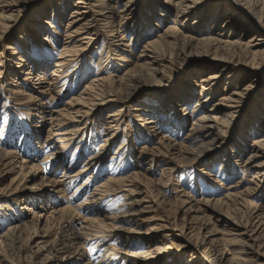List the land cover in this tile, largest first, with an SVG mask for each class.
<instances>
[{"label": "rangeland", "instance_id": "1", "mask_svg": "<svg viewBox=\"0 0 264 264\" xmlns=\"http://www.w3.org/2000/svg\"><path fill=\"white\" fill-rule=\"evenodd\" d=\"M105 1L120 13L125 0ZM174 2L136 0L120 19L101 3H81L78 15L72 13L77 0H0V264H137L125 252L140 250L139 237L154 252L144 257L148 264H191L197 255L198 264L214 263L204 257L212 247L196 246L208 230L198 229L204 214L188 215V204L225 198L257 180L258 160H244L253 139L264 136V62L251 51L263 44L255 27L264 17L228 0L200 1L199 19L196 13L176 17ZM172 28L231 40L225 55L232 61H220L205 44L178 57V48L166 43L174 60L164 77L147 81L139 63L154 55L144 46ZM221 70L200 93L201 76ZM134 75L143 81L135 84ZM111 77L122 95L106 102ZM231 90L241 95L222 104ZM213 104L230 115V126L199 147L203 139L192 129ZM148 118L157 122L150 130ZM162 136L203 153L184 162L166 154ZM121 177L128 178L125 186L112 180ZM244 198L263 207L264 180ZM226 201L222 211L245 222L240 204ZM133 202L139 214L127 217ZM12 226L14 245L5 236ZM225 231L218 236H231ZM222 242L233 260L247 256L232 241Z\"/></svg>", "mask_w": 264, "mask_h": 264}, {"label": "bare ground", "instance_id": "2", "mask_svg": "<svg viewBox=\"0 0 264 264\" xmlns=\"http://www.w3.org/2000/svg\"><path fill=\"white\" fill-rule=\"evenodd\" d=\"M176 1H178L177 3L174 2V4L176 5V8H177L176 9V17H178L179 15H187V17H188L189 14H191V13L192 14L196 13L198 15L196 18H198V19L201 17V12L199 9H200V1H203V0H176ZM228 1L229 2L232 1L233 6L238 7L240 10H245V9H248L246 7H250L249 9L251 11H249V10L246 11L248 14H253L255 11L256 13L257 12L259 13L261 19L264 17V0H228ZM261 1H263V6L258 9V7L261 6L260 5ZM77 2H78V4H76L77 6L74 8L72 13H77L78 15L84 13V11L83 10L81 11V9L79 7V5H81V3H85L84 5H88V6L90 4L96 5L98 3H101V4H106L105 8H108V9L111 8L110 10H108V9L107 10L109 12H111L112 14L119 16L120 19H124L127 15V11L131 10V8L136 4V0H125L124 4H123V8H122V10H120V13H119V11L116 10L114 6H110L111 3L110 4L108 3V6H107V2L105 0H77ZM88 6H84V7H88ZM236 15H239V12H236ZM216 20H217V18L215 19V21ZM176 30H177L176 28H172L170 30L171 32L169 31L170 33H168V35H167L168 37L165 36L163 38V36H160L159 39H155L153 41L147 42V44L144 46L145 49L149 50V52H151L154 55V56H152V55L149 56V53L146 54L147 56L144 58L143 62L139 63L140 68L148 70V72L146 73V76H145V79H147V81L159 80V77H164L165 67H167V63L173 62V60H174V57L169 56L168 55L169 53H167V48L165 46L166 43L170 44V45L172 44L173 46L175 45L178 48L177 49L178 51L176 53V56H178V57L185 56V55L187 56V54L191 53L193 51V48H196L197 45L205 44L208 46L207 51L214 50L216 52L215 57H217V58L220 57L219 58L220 61L229 62L228 59H230V58H228L227 55H225V54L228 52H231L230 50L233 47L232 45H230L231 40L220 39L218 37H215L214 35H211L210 37H195L193 35H190L189 33H185L184 31H178L177 32ZM255 30L257 31V35L255 36V39H257V37L259 35L260 38H258V39L260 41H262L263 44L260 47H257L251 51L255 55H258L260 57L262 56L261 61L263 59V62H264V22L262 23V27L261 26L255 27ZM159 44L162 46V48L161 47L158 48ZM150 47L153 48L152 51H150ZM63 49H64L63 53L70 51L67 48H63ZM142 55H145V54L143 53ZM171 55H173V54H171ZM64 60H65V57L60 56V58L56 60V62H57L56 65L62 67L61 65L65 62ZM230 60L232 61V59H230ZM226 64L222 63V65L224 66V69H228ZM222 72L223 71L221 70L219 72L212 73V74L206 75L204 77L201 76V79L199 81H201L202 91H200V93L205 92L208 89H210L211 87H213L215 84V82H213V80L216 79L217 77H219V75ZM255 76H257V75H255ZM118 79L120 82L121 81L123 82L125 79H127V77L126 78L122 77V78H118ZM133 79H134L133 82H136L135 84L143 81V78L141 76L138 77L137 75H134ZM115 81H116L115 77L109 78V82L111 84V93L108 95V97L106 99H102V100H106V102H110L114 99L121 98L122 93L117 91L116 88L113 89V84ZM103 86L100 89V90H102V92L104 90ZM102 94L103 93H101L100 95L102 96ZM240 95H241V91L231 90L230 92H225V93H223V95L221 97L222 104H225L224 102H231V101L235 102V101H237V99L239 98ZM103 98H105V97H103ZM102 104H103V102H102ZM218 105L219 104H213L212 107L210 108V112L203 114V115H200L198 117V120H197L198 122H195L196 125L192 129V131H193L192 134L195 135L196 137L203 139V142H201L199 144V147L201 146V147L205 148L208 143H213L214 141L218 140V138L220 136L217 135L216 130L221 129V126H223V125L230 126L229 125L230 121L228 119L230 117V115L223 112V111H220ZM117 114H119V113H117ZM156 123H157L156 119H149L148 118V120H146V128H148L150 130L151 128H154ZM70 133L67 132L66 134H70ZM71 134H73V132ZM212 135H215V137L211 138V139H207ZM67 139H70V138H68V137L63 138V136L60 137V140L62 142L67 141ZM160 143H162V145H164V147L166 148V151H165L166 154H168L169 152L171 154L177 153L176 155L178 157H182V159H184L183 160L184 162L195 161L197 158L201 157V154L203 153V149H201V148L199 149V147L189 148V147H186L182 144L177 145V143L166 140L165 136L161 137ZM174 150H176V151L173 152ZM159 152H161V150ZM183 152H185L186 154L185 153L182 154ZM261 158H264V136L253 139V143L251 144L250 148H248V156L244 160L245 164L258 160L257 161L258 163L256 162L257 164L256 163L254 164V166L256 167V171H255V175L253 176L257 180H253L251 182L252 186H249V187L242 189L240 191H230L225 195V198L214 197V196L203 197L200 199H195V201H191L188 204L189 205V207L187 209L188 215L192 212H195V211L204 214L203 217H205L204 218L205 222L198 229H200V232H203V229H208V230L206 231V234H204V236H202L201 241H199V239H198L196 246L197 247H206V249L208 246L212 247L211 248L212 252H210L209 254L206 253L204 255V257L209 262H211V263L214 262L212 264H258V262H257L258 260L264 261V238H263V235H264V206L262 207L261 205L255 203L251 199H245L244 198L245 196H248L249 194L254 193V190L256 189V186L259 185V182H262L264 180V159H262L263 161L260 162ZM136 175H137V173H136ZM137 176H140V175H137ZM126 179H128V178H124V177L112 178V180L116 181L117 184H119L121 186H125V183L128 181ZM125 189L127 190V188H125ZM128 191L131 194V193L135 192L136 190L131 188V189H128ZM228 199L233 200V202L236 201L237 204H240V208H242L241 210H244L245 213L248 214L247 220L245 222L236 220L235 218H233L229 214H226L222 211L223 209H221L220 206L221 207L224 206L227 202L226 200H228ZM182 201L184 203H186L185 200H182ZM136 204H137V202H133L132 210L127 215V217H130V216L132 217V216L139 214L137 208H135V206H134ZM68 205H67V207H68ZM69 206L72 207L71 205H69ZM208 212H210V214H208ZM193 216H195V213ZM199 217L200 216L196 215L195 218L198 219ZM197 222H199V221H197ZM195 224H197V223H195ZM200 224H201V222H200ZM200 224H199V226H200ZM222 225H223V227H220ZM221 228H224V231L226 230L225 231L226 234H229L231 236H228L226 238L225 237H219L218 234L224 233V231H222ZM16 231H18L17 227L12 226L5 233L6 238H7V236L9 237V239L11 238L9 241V244H11V245L12 244L14 245V240H13L14 238H12V237ZM79 234H81V233H79ZM138 239L141 240L142 242H144L142 244L143 246L140 247V250H138V252L126 251L125 254L127 256H130V257L138 258L137 264H148L147 262H144L147 260V258H144V257L152 255L154 252L150 251L151 250L150 244L148 242H146V244H145V241H143L144 238L139 237ZM223 240L224 241H232L233 243H235L236 245L239 246L241 253H244L247 256L246 257H244V256L239 257L240 255H238L236 257V260H233L232 257H234V256L229 251L228 248L227 249L225 248V246L222 242ZM76 242H78V241H76ZM138 245H140V242L138 243ZM10 249H12V248H10ZM157 249L161 250L162 248H161V246H158ZM14 251H15V249H14ZM198 256L199 255L192 257L191 264H198V262L200 261V260L196 259ZM61 259L64 261L66 258L63 257ZM111 259H113V257H111ZM170 263L173 264V262H171V260H170ZM38 264H49V263L46 262L45 260H43L41 262H38Z\"/></svg>", "mask_w": 264, "mask_h": 264}]
</instances>
